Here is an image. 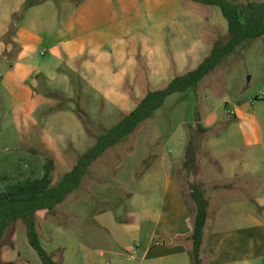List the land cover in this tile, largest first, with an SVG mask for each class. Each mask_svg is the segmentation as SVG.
<instances>
[{
    "label": "rangeland",
    "instance_id": "obj_1",
    "mask_svg": "<svg viewBox=\"0 0 264 264\" xmlns=\"http://www.w3.org/2000/svg\"><path fill=\"white\" fill-rule=\"evenodd\" d=\"M182 1L190 8L202 11L205 21L202 36L210 49L213 40L227 30L220 9ZM226 1L234 5L248 1L264 2ZM81 2L0 0V15H13L10 34L20 15H53L51 4L60 7V15H68L72 11L70 9H75ZM67 74V82L63 86L40 88L46 100L36 108L32 116L34 124L26 123V134H18L12 126L13 100L6 91L2 92L0 192L17 182L40 179L46 160L54 163L52 179L53 185L57 184L102 134L119 124L137 106L146 92L138 99L132 96L130 87H127L131 98L125 103L109 104L80 82L77 76L68 71ZM165 84L154 83L151 89H160ZM176 139L186 142L181 149L177 146L171 149L177 154L173 166L190 210L191 225L196 207L190 197V186H202L201 173L205 165L206 172L213 180L224 182L234 179L235 184L224 197L207 193L211 203L204 241L209 231L217 226L224 230L249 232L257 239L255 246L258 256L254 264H264V252H261L264 251V227H248L244 219H237L238 210L232 208L233 204H237L240 206L238 213L244 214L242 205L246 208L248 200L252 198V201L259 202L264 198V37L238 48L225 58L212 74L200 82L196 91L188 90L168 97L133 133L109 148L93 168H88L76 191L54 210L40 211L34 215L41 245L55 264H64V252L73 253L79 244L89 246L97 254L98 264H104L99 258L104 252L107 254L105 262L119 264L109 258L117 254L126 256V252L100 232L97 217L108 212L119 224L115 217L117 206H131L130 196L137 190V179L144 170L155 165L165 142ZM53 146L59 147L53 152ZM234 162L246 163L253 177L246 180L241 168L236 166L237 171L233 170L231 163ZM246 184L250 186L252 194L249 198H244L246 193L242 186ZM94 189L98 195H95ZM106 199L105 206L101 200ZM102 209L104 211L99 213ZM256 212L257 218L262 219V209L257 207ZM131 246L135 249L136 242ZM191 249L192 246L189 251ZM137 254H141V251ZM77 257H74V262L83 264L81 260L75 261ZM188 259L189 264H193L190 252ZM0 264H42L26 237L24 219L13 222L0 242Z\"/></svg>",
    "mask_w": 264,
    "mask_h": 264
},
{
    "label": "crops",
    "instance_id": "obj_2",
    "mask_svg": "<svg viewBox=\"0 0 264 264\" xmlns=\"http://www.w3.org/2000/svg\"><path fill=\"white\" fill-rule=\"evenodd\" d=\"M70 10L68 15H60V7L51 4L53 15H20L10 34L13 15H0V97L6 91L13 100L12 126L18 134H26V123L34 124L32 116L46 100L40 88L63 86L67 71L105 103L119 104L131 94L140 99L152 84L168 83L174 76L194 69L209 49L202 36V11L190 8L182 0H82ZM185 143L181 139L165 142L155 165L137 179V190L130 196L131 206H117L115 217L119 224L108 212L97 217L100 232L126 252V256L117 254L109 259L119 264H189L192 243L187 238L193 226L173 166L177 154L171 149H181ZM58 147H51L52 151ZM236 166L246 180L253 177L246 163H231L235 171ZM201 178L206 196L212 193L224 197L235 184L234 179L213 180L205 165ZM242 188L244 198L251 197L250 186ZM208 200L210 206L211 198ZM107 201L101 203L105 205ZM251 201L248 200L247 210L242 205L244 214L238 213L240 206L232 205L238 210L236 217L244 219L248 227H264V198ZM257 207L262 209V219L257 218ZM217 227L205 238L200 253L202 264H254L258 256L256 236ZM64 254V264H76L77 255L75 261L83 264H98L99 260L83 244L73 253ZM99 258L104 264H111L105 262V252Z\"/></svg>",
    "mask_w": 264,
    "mask_h": 264
},
{
    "label": "trees",
    "instance_id": "obj_3",
    "mask_svg": "<svg viewBox=\"0 0 264 264\" xmlns=\"http://www.w3.org/2000/svg\"><path fill=\"white\" fill-rule=\"evenodd\" d=\"M206 7H218L226 20L225 34H219L211 43L208 54L192 70L175 76L160 89H147L137 106L113 128L102 134L96 143L83 153L59 182L53 185L54 163L46 160L40 179H27L11 184L0 192V242L13 222L24 219L26 237L42 264H55L42 247L35 229L34 215L40 211H52L68 195L76 191L88 168L109 148L134 132L137 126L158 110L168 97L175 93L196 91L200 82L212 74L221 62L238 48L264 37V2L248 1L234 5L226 0H187ZM201 129V128H200ZM199 129V130H200ZM190 197L196 213L192 232L187 240L192 243L190 255L193 264H202L201 249L204 229L208 220L209 200L202 186L192 184Z\"/></svg>",
    "mask_w": 264,
    "mask_h": 264
}]
</instances>
